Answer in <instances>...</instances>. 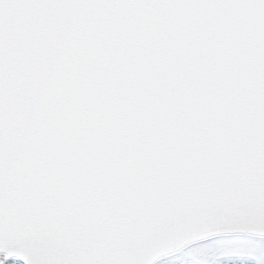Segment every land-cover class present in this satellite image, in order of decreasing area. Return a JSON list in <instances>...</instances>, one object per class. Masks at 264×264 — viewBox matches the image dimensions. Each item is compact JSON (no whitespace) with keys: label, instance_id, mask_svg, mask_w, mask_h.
I'll return each mask as SVG.
<instances>
[{"label":"snow or ice","instance_id":"1","mask_svg":"<svg viewBox=\"0 0 264 264\" xmlns=\"http://www.w3.org/2000/svg\"><path fill=\"white\" fill-rule=\"evenodd\" d=\"M0 264H264V0H0Z\"/></svg>","mask_w":264,"mask_h":264}]
</instances>
